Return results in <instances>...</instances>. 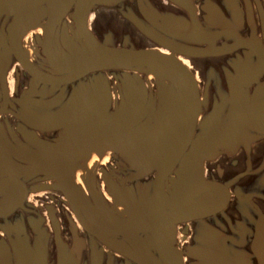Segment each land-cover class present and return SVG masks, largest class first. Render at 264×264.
<instances>
[{"label":"flooded vegetation","instance_id":"1","mask_svg":"<svg viewBox=\"0 0 264 264\" xmlns=\"http://www.w3.org/2000/svg\"><path fill=\"white\" fill-rule=\"evenodd\" d=\"M65 1L0 0V138L9 145L16 170L41 166L61 172L60 177L46 171L13 177L0 148V180L9 182V188L0 186V264H264V258L260 260L253 252L264 222V195L243 192L234 174L227 178L234 166L227 169L224 160L210 164L220 159L223 149L218 142L213 144L214 135L225 141L222 146L243 138L238 149H250L251 142L246 140L249 128H244L242 121L249 115L243 112L248 110H233V117L226 116L214 124L217 134L202 140L212 124L201 118L198 96L192 139L165 175L157 195L160 170L178 143L188 101L169 80L160 77L163 81L157 92L136 70L132 71L134 77L125 74L114 90L110 76L91 77L88 73L72 79V74L52 67L44 53V32ZM190 1L198 22L196 31L189 13L171 0H89L86 37L102 43L87 23L89 11L97 4L137 11L138 18L133 20L138 21L139 32L143 22L160 33L169 31L173 37L187 35L199 41L201 22L208 37L207 31L216 30L223 22L224 12L217 0ZM235 1L248 19L255 20L257 14L262 26L264 0ZM79 3L72 2L50 36V52L63 65L79 64ZM156 7L164 12L156 13ZM215 10L222 13L218 26L210 22ZM71 11L74 21L66 27ZM129 18L128 23L132 21ZM40 25L42 30L36 38L33 32ZM132 25L135 27L134 22ZM70 42L75 43L76 50L66 46ZM217 42L215 35L213 48L218 47ZM254 43L258 48L252 53ZM203 44L210 46L209 41ZM239 44L246 50L245 59L260 58L255 61L256 77L249 81L240 78L237 89H232L231 107L244 105L247 90L253 88L252 118L260 123L264 86L258 88L262 84L257 81L264 75V38L256 34L241 39ZM195 45H190L194 52ZM168 69L188 97L182 76ZM242 71L246 76L245 67ZM85 80L92 82L89 93L82 86ZM132 105L137 109L118 120ZM19 153L40 164L24 161ZM209 153L212 159L204 157ZM92 160L93 169L89 171ZM82 172L87 175L78 180ZM206 182L219 187L189 196ZM221 187L228 193L221 209L183 221L161 220L165 216L186 218L215 206L223 197ZM175 203L173 209L167 206Z\"/></svg>","mask_w":264,"mask_h":264},{"label":"rangeland","instance_id":"2","mask_svg":"<svg viewBox=\"0 0 264 264\" xmlns=\"http://www.w3.org/2000/svg\"><path fill=\"white\" fill-rule=\"evenodd\" d=\"M218 2L220 4V8L224 12V20L216 28V30L207 31V35H210L208 37L203 33L205 28L203 22H201L202 30H200L198 33L200 36L199 41L197 38L192 40L187 35H174L173 37V33L166 30L165 31L167 34L160 33L149 26V24H143V22L141 27H139V32L137 30L138 28L136 27L138 26V21L133 20L138 18L137 11H124L122 10V8H117L116 6L106 7L97 4L94 5L93 8L89 11L87 22L88 27L90 28V32L94 30L95 35L99 38V40L102 41V44H105L103 43L104 41L109 42L107 45L111 48L125 51L155 48L158 51L166 53L167 55H173L178 62H180L184 67H186L188 71H190V73L193 74L198 96L200 97V101L202 104L200 110L201 118H204L207 122H210L212 124V127L208 130L207 135H204L205 137H202V140H209L210 136L216 133L215 129L217 130L218 128L214 124L227 118L226 115L231 106L233 77L242 71L241 69L243 66L248 72L246 76L245 74H242L241 77L243 81H249L256 77V69L258 67L255 61L260 58V56L245 59L246 50L243 45L239 44L240 40L244 38L247 39L249 37L251 38L256 34H260L264 38V22L261 26L259 18H257V14L254 13L255 20H250L246 17L247 13L242 9L241 4L237 1L217 0V3ZM156 8V13L164 12L163 10H160V7ZM73 15V11L68 14L65 22L66 27H69V24H73ZM124 15H128L130 18L127 16L125 17ZM126 18L132 20L129 21L130 25L127 22ZM132 22H134L135 27L132 25ZM183 26L188 30L190 29L187 23L183 24ZM68 29V33L73 34L72 30L70 28ZM41 30L42 25H40L36 29V31L33 32L36 38ZM168 34L170 35L168 36ZM215 35L217 36L218 47L215 46L213 48L211 41L214 40ZM78 38L82 40V42L80 43L81 46L79 47L84 53L85 51L91 52L92 48L94 50L92 41L82 35H78ZM161 38L162 40L163 38H165V42L157 41ZM169 38L173 41H170ZM209 38L212 40L210 41ZM67 40L69 41V39ZM75 40H77L76 37ZM204 41H209L210 46L208 47V45L203 44ZM190 45H195L194 50L196 52L192 51ZM197 45H199V47L196 48ZM66 46H70L72 49L76 50V45L73 42H70V44H66ZM207 47L210 50H207ZM26 48L28 47L26 46ZM257 48V44L254 43L250 51H252V53L257 52ZM193 53L199 54L200 56ZM247 60L249 63L245 64ZM162 66L165 65L149 63L137 66L135 67V69H139V72L142 73L141 77L143 79L145 77L148 78L146 81L147 84L151 83L153 86L152 88L158 90L157 92H159L162 79H159L154 75L147 76V74H145L144 72H149L155 69L161 70ZM132 68L98 71L89 74V76H98L99 78H106L110 76V82L112 83V79L114 80L113 87L114 90H116L119 84L124 81L125 74L134 77V74L132 73L134 67ZM260 70H262V68H260ZM257 83H259L260 85L262 84L258 88L264 86V75L257 81ZM91 85L92 82L90 80H85L82 83V86L88 93L91 91ZM253 90V88L247 90L242 104L249 106L253 105ZM155 95H157V93H155ZM248 130L249 131L246 135V139L250 140L251 142L249 150H246L237 158L236 155L235 157L226 156V152L234 153L237 147L241 145L242 139H239L238 141H234V145H229L230 147L228 151L221 149L219 151L220 159H216L210 162V164L214 165L216 162L224 160V162L228 164V169L234 166L233 168H231V171L233 173H228L227 178H231L233 174H237L238 178L242 179L241 188L243 191L252 190V193H261V189L264 190V133L251 129ZM238 142H240L239 146ZM191 146L194 145L192 144ZM242 151L243 150H241L240 152ZM0 160L3 162V158L1 156ZM234 160L237 163L236 168ZM92 163H94V160L91 161V164ZM89 168L93 169V166L89 165ZM86 175V173H80L78 180L79 178L81 179ZM257 184L259 185L256 186ZM8 185V181L4 179L0 180V186L2 188H9ZM255 186L257 190L254 189Z\"/></svg>","mask_w":264,"mask_h":264},{"label":"water","instance_id":"3","mask_svg":"<svg viewBox=\"0 0 264 264\" xmlns=\"http://www.w3.org/2000/svg\"><path fill=\"white\" fill-rule=\"evenodd\" d=\"M73 1L74 0H66L64 2L61 8L55 13V15L48 22L47 28L44 32V41H43L44 53H45L46 59L48 60V62L50 63L52 67H54L56 70L62 73L72 74L73 75L72 79H75L83 75H86L88 73H94V72L106 71V70H115V69H128L132 67H134L133 71L136 70L139 72V69L137 68L135 69V67L144 65V64H149V63L161 64V65H165V66H162V69H161L162 71L157 72V71L152 70V71L147 72V74L150 73L159 79L163 78V79L169 80L170 82H172V84H174V86H176V88L178 89L180 93V96L182 98H185L186 101H188L187 103H185V109H184L185 111H184L183 118H182L183 119L182 131H181V135L178 140V143L175 147L174 152L165 161L163 168L160 170L159 179H158V182L155 188L156 194L158 195L157 192L159 191V187L165 175L168 173L172 165H174L178 161V159L180 158V156L182 155V153L184 152V150L189 145L192 139L196 117L198 114V108H199V100H198V92H197L196 83L193 80L192 76L190 75L189 71L186 69V67H184L180 62H178L173 55H167L162 52L150 50V49H140V50H131V51L114 49L107 45L109 42H105V44H102L96 41L95 39L86 37L88 36V30L86 27L85 19H86V14L88 11L89 0H80L78 11H77L76 24H77L78 32L80 33L79 35H82L86 37L87 39H89L90 41H92L94 50L92 48L91 52L85 51V53L82 51V49L79 50V52L76 53V55L79 58L78 59L79 64H76V65H63L57 62L50 52V46H49L50 36L53 32L54 26L59 21V19L66 14V12L68 11ZM171 1L175 2L178 6L184 8L189 13L192 26L194 27V31H196L198 29V22L196 20L194 9L191 5V1L190 0H171ZM212 14L213 15L211 17L210 22H212L214 26H218L222 22V13L219 10H215V11H212ZM20 63L26 70H28L27 66L24 63L22 62ZM168 68H173L174 70L178 72V74L182 76L186 84V90L188 92V97L185 96V94L183 93L184 92L183 87L179 84V80H177V78L174 77L175 75L172 74ZM243 68L244 66L242 67V69ZM242 74H244V71H241L240 73L236 74L233 77V85H234L233 89L235 88L237 89L236 86H237V83H239L240 78L242 79L241 77ZM127 82L128 81H126V83ZM141 99L142 98L140 97L139 101H141ZM235 107L236 109L233 106L232 107L230 106L228 110V115H226L227 117L232 116L234 114L233 110H237V108L238 109L245 108L248 111L243 112V114H249V115H245L246 118L242 120L244 122V128L248 127L249 129L256 130L258 132L264 131V127H263L264 126V116L259 118L260 123H258V120H254L252 118V116L254 115L252 113V110H253L252 105L249 106V105L239 104ZM136 109L137 108L134 105H132L130 108H128L118 117V120H123L126 116L132 114L131 112H134ZM66 130H67V127H66ZM216 136L217 135H214V137L211 139V140L214 139L212 141L214 142L213 144L216 145V143L218 142V145L223 147V149L226 151H228L229 147L234 145V141H236V140L229 141L225 146H222L225 144V141L223 142L219 141V138ZM241 141H243V138ZM215 145L213 146L214 148H215ZM0 148L5 152L6 157H7V166H6L7 171L13 177H24L31 172H45V171L48 173H51L53 176L60 177L59 175L61 172L59 170L46 169L45 167H41V166H39L38 168L26 170V171H18L14 168L12 164L11 155H10V147L2 138H0ZM214 148H212L210 153L214 151ZM18 156L26 162H30V163L38 164V165L40 164V162L33 160L25 156L22 153H19ZM204 157L208 159L209 158L212 159L213 154L206 155ZM217 187H219V185H217L214 182H206V183H203V185H201L200 187H196V189L191 194H189V196L196 195L198 192L214 189ZM221 188L223 191V197L221 201H219V203L216 204L215 206L198 211L196 213H193L191 216H188L186 218L175 219L176 217L174 216H165L161 220L166 219V220H169V222L183 221V220L189 219V217L191 218L200 217V216L207 215V214H210L214 211L221 209L226 202V199H227L226 195H228L226 189L224 187H221ZM186 199H183V200H186ZM175 205L177 204L176 203L172 205L167 204L169 209H173ZM158 225L159 223L156 226ZM253 252L260 260L264 258V222L261 225L258 231V234L255 237V241L253 245Z\"/></svg>","mask_w":264,"mask_h":264},{"label":"crops","instance_id":"4","mask_svg":"<svg viewBox=\"0 0 264 264\" xmlns=\"http://www.w3.org/2000/svg\"><path fill=\"white\" fill-rule=\"evenodd\" d=\"M241 150L240 149H238V147H237V149H236V151L234 152V153H229V152H226V156L227 157H235V155H236V158L239 156V155H242L245 151H242V152H240ZM239 159V158H238ZM237 164V163H236ZM90 166H93V163L92 164H90ZM235 168H236V165H235ZM228 169V168H227ZM89 170H90V168H89ZM236 170V169H235ZM234 178L235 179H237L238 181H237V184L240 186V187H242L241 186V180L242 179H239L238 178V176H237V174H235L234 175ZM79 180H80V178H79ZM259 184H257L256 186H258ZM256 186L254 187V189H256L257 190V188H256ZM252 188H253V185H252ZM242 189V188H241ZM262 190V194L261 195H264V190L263 189H261ZM243 192H247V191H243ZM248 192H250V193H252L253 191L251 190V191H248Z\"/></svg>","mask_w":264,"mask_h":264}]
</instances>
